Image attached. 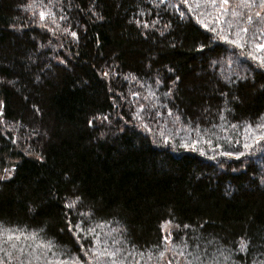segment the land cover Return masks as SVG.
Here are the masks:
<instances>
[{
    "label": "trees",
    "instance_id": "trees-1",
    "mask_svg": "<svg viewBox=\"0 0 264 264\" xmlns=\"http://www.w3.org/2000/svg\"><path fill=\"white\" fill-rule=\"evenodd\" d=\"M194 2L0 0V224L41 237L5 264L83 258L69 220L129 264H264V67Z\"/></svg>",
    "mask_w": 264,
    "mask_h": 264
},
{
    "label": "snow or ice",
    "instance_id": "snow-or-ice-1",
    "mask_svg": "<svg viewBox=\"0 0 264 264\" xmlns=\"http://www.w3.org/2000/svg\"><path fill=\"white\" fill-rule=\"evenodd\" d=\"M180 2L184 5H189V0H180ZM197 8L200 7L201 0H195ZM230 0H202V3L206 6H211L214 10H216L221 16H226L228 12L230 11L229 8H226L225 5H229ZM259 7L262 10H264V0H240V2L237 4V7L239 8H251V7ZM31 7V5H29ZM190 11L193 9L190 7ZM40 19L44 20L46 18V13L43 11L40 12ZM47 15H51V13H48ZM200 15H205V13H200ZM208 15H211V13H208ZM231 15L233 18L235 17H240L243 15L241 12H237L235 9H231ZM181 18H184V13H180ZM255 16L260 18L262 21H264V17H261V13L258 11L255 13ZM63 19V17H62ZM247 23L251 24L253 23V16L251 14H248L246 17ZM55 22V21H53ZM139 23V22H138ZM223 24H227L228 29H238L235 31V39H228L227 36H222L221 33L225 31L223 27H221L219 30L216 28H209V31H213L219 36L221 39H224L227 43L232 44L238 48H242L244 44L242 43L243 37L241 36V33L247 34L249 29L247 27H241L239 24L233 25L231 20L225 18L222 21ZM144 27H148L147 24L144 25ZM205 27H208L207 24H205ZM67 31V29H65ZM71 35L73 37L77 36L76 32H71ZM256 49L260 51H264V44H257L255 45ZM248 55L251 56L252 59L254 60H259V64L261 67H264V57H257L253 55L252 53H249ZM107 75V73H105ZM3 107L2 102H0V108ZM143 111V109H141ZM3 115V112L0 111V116ZM171 115V113H169ZM104 119H107V117H104ZM235 127V125H233ZM260 129H264V124H260L257 126ZM251 126L249 125L246 131L250 130ZM261 141H264V134L259 135L255 139V143H260ZM210 143V141H209ZM245 149H250L252 145L245 143L243 145ZM224 155L227 156H232L233 153L231 152H226L223 153ZM244 152H240L236 154V159H240V157L244 156ZM6 172L11 171L10 169H5ZM8 177H0V179H6ZM79 198H77L78 200ZM77 201H69L65 207L68 209H74L76 207ZM81 216L88 217V213H80ZM85 220H82L80 223H77L73 225L71 221L69 220V231L73 233V235L76 238V242L80 245L79 251L83 253V258L80 255H72L70 253H60L59 255H67V259H61L59 258V255H57L56 252H53V249L57 248V245L54 241L52 240H44L42 243H39L36 245L37 249L42 250L40 252L41 256H47V253H52L55 259H45L44 264H102V258L107 257L110 260V264H129L128 262V257L133 256L134 254L132 252H127V256L121 255V253L125 252L126 249H123L121 247H115L112 248L111 245L104 244L100 238L99 234L96 232L95 228L92 227H85ZM99 227V225L97 226ZM162 230L167 231V235L164 237V244L166 245H171L172 244V232L168 231L169 227H175L179 228V225H172L171 221H167L164 225L161 226ZM185 228H188V225H184ZM21 239L24 240H31V241H36L38 239H41L40 233L39 232H27L26 229H21V228H11L4 226L0 224V249L3 248L4 244H9L11 248L18 250L21 254H23L24 249L23 247L17 246V241H20ZM83 241H89V246L86 247ZM119 241L113 239L112 244L113 245H119ZM181 243L187 247V242L184 240H181ZM170 250V248H169ZM240 252H246L247 251V243L244 241H241L240 247H239ZM7 256L11 257L12 253L7 252ZM92 256L94 258L93 260L87 259L88 256ZM139 255H143V253H139ZM183 255V253H181ZM165 256V253L161 251L159 253V258L163 259ZM39 256L36 257V260H39ZM149 260L151 257L148 258ZM195 259H199V257H195ZM0 264H5V260L3 257H0ZM20 264H33V261L31 259L25 261V260H20ZM136 264H140L139 261H136ZM168 264H172L171 260L168 261ZM187 264H192V261L189 260Z\"/></svg>",
    "mask_w": 264,
    "mask_h": 264
},
{
    "label": "rangeland",
    "instance_id": "rangeland-1",
    "mask_svg": "<svg viewBox=\"0 0 264 264\" xmlns=\"http://www.w3.org/2000/svg\"><path fill=\"white\" fill-rule=\"evenodd\" d=\"M239 2H240V0H230L229 5H225L226 8L230 9V11L228 12V14L226 16H221L211 6L204 5L202 3V0H201L200 7H210L212 9V11H216L220 15L221 22L227 17V18L231 19V22L233 23V25L239 24L241 27H247L249 29L247 34L241 33V36L243 37L242 43L244 44L242 49H244L246 47L249 49L250 53H252L253 55H255L257 57H264V51H260V50L256 49V47H255V45H257V44H264V36H262V34H264V21H262L260 18L255 16V13L259 11L261 13V17H264V10H262L259 7H255V6L251 7V8H239V7H237V4ZM193 4H195V2ZM231 9H235L237 12H241V13H243V15L240 17L233 18L231 15ZM248 14H251L253 16V23H251V24L247 23V21H246V17ZM224 28H225L226 34H228L230 36V39H235V31L238 29L234 28L232 30H229L227 24H224ZM258 63H259V60H258ZM136 99H138L137 104H138V109H139V113H140L141 109L143 108V106L140 105V102L144 103L145 101H143L144 99L140 96H137ZM146 111H147V109L145 108L144 113H142V114H144L143 115L144 119H142L141 115H139L138 113L137 114L140 116V118L138 117L137 119L138 120H140V119L145 120ZM156 113L151 114V115H154L152 118V121H155L157 118H159V115ZM147 119H148V121H150L149 117ZM165 119L168 120V122L170 121L166 117H165ZM0 121H1V119H0ZM260 124H264V120L261 121ZM254 132H255V135H254V142H255L256 137H258L261 134H264V129H260V128L256 127L254 129ZM261 142H263V141H261ZM3 172L6 173L5 170ZM164 234L166 236L167 231L164 230ZM104 244H106V243H104ZM169 246L170 245H166V247H169ZM169 257L170 256L163 258L162 264H163V262H165V260L169 259Z\"/></svg>",
    "mask_w": 264,
    "mask_h": 264
}]
</instances>
